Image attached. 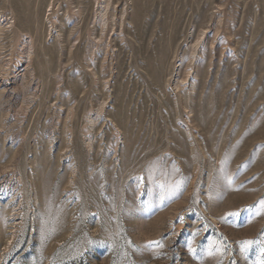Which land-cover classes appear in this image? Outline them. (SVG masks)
<instances>
[{
    "label": "rangeland",
    "instance_id": "1",
    "mask_svg": "<svg viewBox=\"0 0 264 264\" xmlns=\"http://www.w3.org/2000/svg\"><path fill=\"white\" fill-rule=\"evenodd\" d=\"M0 264H264V0H0Z\"/></svg>",
    "mask_w": 264,
    "mask_h": 264
}]
</instances>
